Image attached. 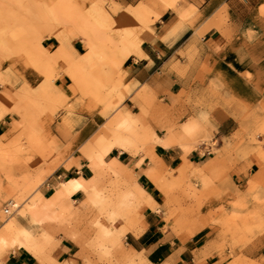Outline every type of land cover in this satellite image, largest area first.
<instances>
[{"label":"rangeland","instance_id":"rangeland-1","mask_svg":"<svg viewBox=\"0 0 264 264\" xmlns=\"http://www.w3.org/2000/svg\"><path fill=\"white\" fill-rule=\"evenodd\" d=\"M58 1L30 2L26 13H40L39 20L8 30L0 27V203L13 200L17 206L9 217L5 216V208L0 212V217H6L0 221V234L10 228L13 235L12 240L3 243L6 246L0 252V264L21 248L36 254L35 264H63L57 260L58 247L63 243L75 246L78 254L74 259L82 264H149L132 253L121 236H108V244L102 243L114 216L111 209L97 204L86 215L81 205L86 200L83 194L58 207L52 203V191L81 175L89 178L87 158L90 155L99 157L103 167L113 160L120 167L125 166L128 158L151 165L153 158L166 160L168 154L161 153V147L137 149L134 146V150L124 153L128 157L106 153V148L115 144L110 133L118 130L109 120L119 114L122 101L134 92L122 88L116 81L117 71L129 63L124 64V59L138 60L141 37L153 35L158 20L151 10L136 15L134 10L124 11L110 0H97L106 24L101 34H98L100 26L94 25L91 32L96 37L86 48L79 34L88 27L75 22L69 13L64 16L55 13ZM83 1L70 0L68 6L86 13L88 7ZM180 1L150 2L163 11H173ZM26 2L29 0H23ZM58 40L63 41L64 47L70 46L80 60L88 55L95 67L88 70L75 61L71 66V60H62L68 69L64 73L66 80L59 82V60H53L50 55ZM74 77L76 83L72 82ZM88 121L97 135L88 134ZM234 129L239 132L228 137L222 153L216 152L219 143L212 137L183 152L179 162L181 167L188 165L186 176L176 181L177 172L164 170L158 186L172 199L169 206L166 203L167 213L171 211L174 218L170 230L182 242L191 238L184 228L200 220V213L214 201L223 209L243 203L239 215L222 218L221 223L228 225V231L221 251L231 256L232 264H264V103L256 106L249 121L227 122L222 133L228 134ZM131 139L134 142L128 137ZM192 151L200 159L194 156L195 165L190 166L187 159ZM204 156L211 160L223 156L247 164L248 171L258 176V191L249 200H241L233 193L232 185H225L222 196L213 198L211 203L206 193L214 186L206 184L197 170ZM122 168L120 176L102 177L96 196L111 207L122 199L126 211L132 214L134 227L140 223L142 209H137L126 197L128 191L140 195L129 169ZM37 199L45 203L46 214L36 213L39 207L34 208L33 204ZM167 218L165 214L163 225ZM214 255L215 252L208 254L207 260Z\"/></svg>","mask_w":264,"mask_h":264},{"label":"crops","instance_id":"crops-1","mask_svg":"<svg viewBox=\"0 0 264 264\" xmlns=\"http://www.w3.org/2000/svg\"><path fill=\"white\" fill-rule=\"evenodd\" d=\"M110 1L124 11L134 10L136 15L151 10L158 20L153 35L141 37L138 60L124 59V64L129 63L117 71L116 81L134 92L122 101L119 114L109 120L116 126L121 116L125 123L110 133L122 140L120 144L125 149L115 148L110 153L128 157L124 153L135 146L161 147V153L168 155L166 160L162 157L158 160L160 166L129 158L127 165H121L129 169L135 190L146 206L141 208L140 223L130 230L122 220L115 219L108 232L123 237L125 246L149 264H194L199 255L207 257L213 252L215 255L205 264H232L231 256L221 251L222 243L214 249H209V244L221 233L217 224L223 216L239 215L244 204L223 209L214 201L200 213L201 219L196 224L202 226L201 230L188 242H182L172 230L166 233L161 230L167 201L158 185L164 170L178 172L182 168L179 162L182 153L192 149L186 142L212 137L219 143L216 152L222 153L228 137L239 132L234 129L222 133L224 125L249 121L256 106L264 103V0H181L173 11H163L151 0ZM58 41L50 55L59 60V82L66 80L64 73L68 68L64 67V60H71V66L75 61L88 70L95 67L88 55L80 60L70 46L64 47L62 59L58 55L52 57L59 49ZM122 55L119 52L120 58ZM87 131L89 135H97L89 121ZM166 131L173 134L164 141ZM180 135L181 140L177 137ZM194 156L200 159L192 151L187 159L190 166L195 165ZM199 165L200 178L214 186L206 193L211 203L213 198L222 196L225 185H232L233 193L241 200H249L258 191V176L248 171L247 164L223 156L216 160L204 156ZM166 183L169 184L168 180ZM80 197L82 194L78 193L71 199ZM76 254L75 246L63 243L58 247L57 260L63 264H82L74 259ZM4 264L35 262L21 248Z\"/></svg>","mask_w":264,"mask_h":264},{"label":"bare ground","instance_id":"bare-ground-1","mask_svg":"<svg viewBox=\"0 0 264 264\" xmlns=\"http://www.w3.org/2000/svg\"><path fill=\"white\" fill-rule=\"evenodd\" d=\"M37 1L38 0H29V2L23 3V0H0V16H1L0 27L8 30L11 27H14V26L19 25V24L25 25L28 22H31V21L36 22L37 20H39L41 17L40 13H37L35 15H31L29 13H26L30 2H33V3L36 2L37 3ZM68 3L70 4V0H59L57 3L58 4V6H57L58 11H56L55 13H61V14H63L62 16H64L66 13H69V15L72 16V19L76 20L75 22L79 21L88 27V30H86V32L82 31L79 34V38H80L82 44H84L87 48L88 46H90L92 38L96 37V36H93L94 34H93V32H91V30H93L94 25L97 24L98 26H100V32L98 31V34H101L102 33L101 29H104V27H105L106 18L102 12V6L100 5V3L97 2V0H84L83 4L84 5L86 4V6L88 7V11L86 13H84L83 12L84 10H82V9H81V11H78L76 9L70 8L68 6ZM82 13H84V14H82ZM58 45H59V49L54 52V55H52V57H56L58 55L62 59L63 58L62 57L63 51H64V44L59 40ZM69 76H71V75L69 74ZM72 82H74V83L77 82L76 77H74V79H72ZM117 119L118 120H116V127H117V129H120L125 123L121 119V116L118 117ZM171 134H173V133H171L170 131H166V137L164 138V141H167V139H171V137H172ZM177 137H178V139L181 140V135L177 136ZM184 138L185 137H183V139ZM114 139H115V141H113V143H115V144L108 146L106 148V153H110L115 148H122L120 150L125 149L123 147V145L120 144L121 141L118 138H116L114 136ZM201 140H205V138H201V139L193 140V141L191 140L190 142H186V143L188 145L193 146V145H196L197 143H199ZM163 149H165V148H163ZM151 159H152V157H151ZM87 162H88L87 169L90 173V177L85 178L81 175L78 179H72L69 183L60 185V187L58 189L52 191V203L55 206L62 207V206H64V204L67 201H69L71 199L72 196H74L75 194L81 193L86 198V200L81 204L86 215H89L90 210L93 207L97 206V204H99V205L102 204V205H104L105 209H111L112 210V214H114L112 222L115 219H120L124 222L126 229L130 230L133 226V220H132L131 212L126 211V203L121 199L118 202L113 203L112 207H111L110 203L105 202L106 203V205H105V203H103L100 200V198L98 196H96V191L101 186L102 177L104 175L120 176L123 174V168L118 165L116 160L111 161L110 165H107V167H103V165L100 161V158L96 157V156H92V155L88 156ZM157 164L160 166V164H161L160 161H158V159L153 158L152 159V165H157ZM187 173H188V165L185 164L177 172L178 179L176 181H179L180 179L184 178ZM160 191L162 192V195L166 199V201L168 202V206H169V204H171V200H172L171 197L165 191H162V189H160ZM126 199L129 202L133 203L137 209L146 206V204H144V202L140 198V196H137L135 191H132V192L128 191ZM33 205H34V208H35V206L39 207L37 209L36 213L42 214V212H43L44 214H46V212H45L46 211V205L43 201H41V199H37ZM4 208H5V212H6L5 216L9 217L12 213L15 212V209L17 208V206L15 205L13 200H10L7 203H5V202L0 203V212ZM167 216H168V218L162 227L163 233H166L167 231H169L171 229V227L174 225V218H173L172 212L171 211L168 212ZM6 217L1 216L0 221H3ZM73 217H74V215L71 216V218H73ZM217 225L220 227L221 233L218 234L216 237H214V239L209 244V246H210L209 249H214L219 244H221L222 241L224 240V237L227 234L228 225L223 224V223H218ZM201 228H202L201 225H197L196 222H193L192 224H188L186 226V228H184V231L187 233V235L192 236V235L198 233L201 230ZM186 229L189 231H187ZM104 235H105V239L104 238L102 239V243L108 244V236H113V235H111L107 231L104 232ZM12 236L13 235L11 233L10 228L2 230V233L0 234V252L6 246L3 243L8 241L7 239L12 240ZM20 245H22V244H20ZM25 249L29 254H31L33 257L36 258V254L34 252H32L31 250H29L27 248H25ZM205 255L206 254H202V255H199L198 257H196L194 264H205L206 262H208Z\"/></svg>","mask_w":264,"mask_h":264}]
</instances>
